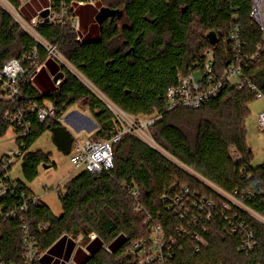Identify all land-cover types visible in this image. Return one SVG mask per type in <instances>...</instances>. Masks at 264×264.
<instances>
[{
	"label": "trees",
	"instance_id": "trees-1",
	"mask_svg": "<svg viewBox=\"0 0 264 264\" xmlns=\"http://www.w3.org/2000/svg\"><path fill=\"white\" fill-rule=\"evenodd\" d=\"M9 1L16 7L22 5L19 0ZM101 2L115 12L101 25L93 21L96 10L91 5L79 8L81 27L92 20L98 37L88 31L79 39L71 26L48 21L38 31L109 100L135 115H162L151 131L174 159L125 134L113 145L112 168L100 172L84 168L58 191L60 214L41 198L31 208L27 219L40 252L62 256L68 236H82L76 264H141L134 243L150 241V226L156 224L163 230L166 264H264V223L228 197L264 217V161L251 164L246 126L255 99L248 84H255L264 94V43L250 15L252 0ZM123 17L126 22L121 24ZM236 25L242 42L238 53L229 38ZM210 31L217 34L215 45L207 37ZM208 51L218 76L241 59L245 87L239 89L228 81L199 108L168 110L167 91L191 71L203 73ZM255 52L259 53L256 59H247ZM24 54L31 55L25 61L28 74L35 73V61L44 63L49 58L46 49L0 5V72L7 61ZM61 69L64 77L46 92L24 78L17 97H5L0 86V137L13 128L23 153V177L28 181L38 176L40 165H55L51 153L29 150L46 131L60 152L72 154L76 138L58 118L74 104L88 109L97 124L90 139H109L116 133L105 101L70 69ZM47 98L55 103L56 118L40 121L29 112L30 126L22 134L10 115L31 101L42 103ZM233 149L240 160L234 158ZM3 178L0 168V181ZM15 181L33 193L22 179ZM185 187L189 191L180 201V211V206L171 207V200ZM131 189L138 191L137 198ZM248 192L250 197H245ZM43 224L47 226L39 228ZM247 231L255 240L249 252L242 249ZM0 256L7 264H24L18 219L0 221Z\"/></svg>",
	"mask_w": 264,
	"mask_h": 264
},
{
	"label": "built area",
	"instance_id": "built-area-1",
	"mask_svg": "<svg viewBox=\"0 0 264 264\" xmlns=\"http://www.w3.org/2000/svg\"><path fill=\"white\" fill-rule=\"evenodd\" d=\"M14 19L21 25V27L39 44H41L48 52L49 57L56 59L61 66H65L71 70L75 68L69 60L59 51L57 45L50 43L38 31V26L45 21L58 24L61 26H71L78 32V38L81 39V18L79 8L84 5L95 6L101 0H44L42 7L38 13L33 16H28L26 13L17 9L9 0H0ZM22 5H26L30 0H20ZM48 11L46 16H42L43 11ZM251 18L258 25L262 32V41L264 43V0H252ZM229 38L232 42L233 49L236 53L241 48L240 27L236 25L229 33ZM35 58L37 57L36 50L33 51ZM208 58L204 64L202 76L197 78L194 71L188 75L180 78L177 86L171 87L167 91V109L172 110L176 108H190L196 109L206 103L211 97L215 96L228 81H231L239 89L245 87V82L241 78L243 66L241 59H236L237 62H232L224 71L218 76L214 70V62L212 60V53L207 52ZM240 56V55H239ZM259 56L255 52L247 59H256ZM31 55L24 54L21 58H12L7 61L0 72V86L4 92L5 97L14 98L21 94L20 81L24 78L33 81L36 73L42 68L44 63L35 61L36 71L33 74H28V69L25 67V61L30 59ZM60 82V80L58 81ZM248 86L254 91L255 98H264V94L255 84L249 83ZM105 103L113 114L116 125V133L109 139L93 140L90 138L84 141L77 140L75 142L74 150L71 154L70 161L75 167L90 169L92 171L100 172L104 169L113 167V145L121 140L125 134H132L150 146L158 149L153 145L155 139L151 135V128L162 115H135L127 112L106 97ZM36 113L40 121H45L49 118H56L57 110L52 99L47 98L39 103L37 101L29 102L25 107L20 108L15 113L10 115V120L15 126L22 128V134H27L30 126V119L28 113ZM62 121V118H58ZM68 121V116L66 117ZM259 127L264 130V110L258 115ZM159 150V149H158ZM161 151V150H160ZM162 152V151H161ZM233 156L236 160H240L238 152L233 149ZM22 151L11 150L0 160V168L4 173V178L0 181V221L18 219L20 222V233L23 245L24 264H39L42 262V257L46 253L40 252L36 237L32 231V226L27 219V215L31 208L39 203V197L34 193H29L27 190L21 188V185L12 179L8 174V170L13 164L14 157H21ZM243 171H246L243 170ZM188 188L185 187L181 194L173 197L171 200V207L177 206L181 211L180 201L184 193H188ZM131 194L137 198L138 191L136 189L130 190ZM16 194V198H8ZM245 197H250V193H245ZM241 208L246 209L250 214L264 223V217L247 209L245 205L233 197L229 196ZM206 205H210L207 203ZM46 224L40 225L39 228L46 227ZM152 236L150 241L138 240L134 243L133 248L138 250L140 254L141 264H166L167 255L165 253V242L163 230L160 225L153 224ZM96 234L91 233L90 238L95 239ZM68 238H71L68 236ZM79 241L82 236H79ZM202 243L203 240H201ZM255 240L253 233L247 231L244 235L242 249L249 252L253 249ZM66 264H76L72 259H65ZM0 264H7L2 261L0 256Z\"/></svg>",
	"mask_w": 264,
	"mask_h": 264
},
{
	"label": "rangeland",
	"instance_id": "rangeland-1",
	"mask_svg": "<svg viewBox=\"0 0 264 264\" xmlns=\"http://www.w3.org/2000/svg\"><path fill=\"white\" fill-rule=\"evenodd\" d=\"M20 3L22 2L20 1ZM27 4L29 6L25 8H23V5H21V7L20 6L19 7L15 6V7L17 9H20L22 12L26 11V13L33 14L34 12L38 13L39 9L43 5L41 0H30L28 1ZM0 5L5 10L10 12L9 9H6L4 7L1 1H0ZM22 8L24 9V11ZM92 8L96 10V13L94 14L93 17V21L96 24H98L96 16L99 12V9L96 6H92ZM93 21L89 20L85 23L83 27H81L80 31L82 34L84 33L86 34L89 31L90 35L94 37H98L99 35L98 28ZM125 22L126 19L123 17L120 23L123 24ZM90 25L92 26L90 27ZM60 65L61 64L59 63V66ZM71 71L75 73L79 78H81V80H83V82L87 84L101 99H103L104 101L106 100V96L102 92H100L92 83H90L76 68L71 67ZM194 74L197 78H200L202 76V72L200 69L195 71ZM58 83L59 82H57V84ZM50 84L52 87L56 85L53 78L50 79ZM250 110L251 113L246 121V126L248 129L247 141L251 146L253 153L251 164L253 166H257L263 163L264 161V130H262L259 127V122H258V115L262 110H264V98L253 99V101L250 103ZM73 111L85 112V114L88 115V117L91 118L93 122L95 121L90 111L88 109L82 108L79 104H74L63 115L62 123L64 124V126H66L74 134L77 140L84 141L85 139L90 137V134H92L94 130L92 132H89L87 130H83L79 132L76 131V129L72 126V124H70L66 120V117ZM151 135L153 136L152 131H151ZM15 136L16 135L13 131V128L11 127L5 136L0 137V160L11 150L13 151L18 150V146L16 145L15 142ZM153 145L156 146L159 150H161L169 158H171L172 160L174 159L156 141L153 143ZM39 149L51 153V158L52 161L55 163V165H52L50 167H46L43 164L40 165L38 176L32 181H28L23 177L22 167H21L22 164L21 157H14L13 164L8 170V174L11 176L12 179H22L36 196L41 198L51 207L52 211L55 214H60L62 211V204L58 196V191L64 190V187L66 183L69 181V179L72 178L77 173H79L82 169H84V167L83 166L75 167V165L70 161L71 155H65L64 153L60 152L57 149L56 145L52 141L51 133L49 131L43 133L38 139H36V141L29 148V150L31 151H35ZM77 241H79L78 238L77 239L70 238L68 240L65 257H69ZM78 244L82 245L80 241L78 242Z\"/></svg>",
	"mask_w": 264,
	"mask_h": 264
},
{
	"label": "crops",
	"instance_id": "crops-1",
	"mask_svg": "<svg viewBox=\"0 0 264 264\" xmlns=\"http://www.w3.org/2000/svg\"><path fill=\"white\" fill-rule=\"evenodd\" d=\"M42 3H44V0H41ZM29 5L26 4L23 6V8L28 7ZM22 8V9H23ZM40 8V7H38ZM24 11V9H23ZM26 13V11H24ZM32 13H26V15L31 16ZM36 13L34 12L32 14L35 15ZM60 71H62L61 66H59V63L57 62L56 59L49 57L45 62L42 68L36 73L33 83L34 85L41 91V92H46L49 89L53 88L50 84V79L54 78L56 74H58ZM57 84V83H55ZM92 115V114H91ZM93 117V116H92ZM94 119V118H93ZM95 121V120H94ZM68 122L72 124V126L76 129V131H83L87 130L89 132H92L97 128L96 122H93L91 118L88 117V115L85 114V112H77L73 111L68 115ZM52 138V136H51ZM53 165V163H51ZM70 238H67V243ZM79 241H77L73 251L69 255V257H65L66 254V247L64 249V252L62 256H59L57 254H51L49 252H46L43 257H42V263H46V257L50 259L48 261V264H61V262L65 259L72 258L74 260V256L76 253V250L81 246L78 244Z\"/></svg>",
	"mask_w": 264,
	"mask_h": 264
},
{
	"label": "water",
	"instance_id": "water-1",
	"mask_svg": "<svg viewBox=\"0 0 264 264\" xmlns=\"http://www.w3.org/2000/svg\"><path fill=\"white\" fill-rule=\"evenodd\" d=\"M98 9H99V12L96 16V19H97V23L98 24H102L103 21L108 17V16H113L115 15V12L104 7L102 2L101 1H98L95 5ZM48 14V11H43L42 12V16H46ZM207 37L208 39L210 40V42L212 44H216L217 41H218V37H217V34L215 31H210L208 34H207ZM64 77V72L63 71H60L58 74L55 75V77L53 78L54 82L57 83L59 80H61L62 78ZM158 150V149H157ZM44 166L46 167H50L52 166L51 164H44ZM61 264H66V261L63 260L61 262Z\"/></svg>",
	"mask_w": 264,
	"mask_h": 264
}]
</instances>
